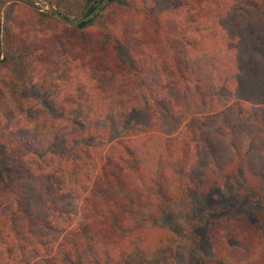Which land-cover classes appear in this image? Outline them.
<instances>
[{
  "label": "trees",
  "instance_id": "trees-1",
  "mask_svg": "<svg viewBox=\"0 0 264 264\" xmlns=\"http://www.w3.org/2000/svg\"><path fill=\"white\" fill-rule=\"evenodd\" d=\"M2 2L0 264H174L217 187L204 264H264V0Z\"/></svg>",
  "mask_w": 264,
  "mask_h": 264
},
{
  "label": "rangeland",
  "instance_id": "rangeland-1",
  "mask_svg": "<svg viewBox=\"0 0 264 264\" xmlns=\"http://www.w3.org/2000/svg\"><path fill=\"white\" fill-rule=\"evenodd\" d=\"M46 2L47 7H53L58 12L60 11L64 16L70 20H76L82 17L84 11V0H43ZM9 2L0 3V25L2 26L5 18L4 10ZM40 11L39 5L31 2ZM48 12V11H43ZM4 56L3 52H0V58ZM0 59V60H1ZM228 197V202H238L239 197H231L230 191L224 187H217L209 191L208 193H202L195 195L194 198L185 199L180 203L173 205L169 210V217L166 222L169 226L177 230V241L174 245L173 262L174 264H204L207 254L211 252L209 244V235L202 226L196 225V230L192 234L191 230L194 229L192 224H197V213H200V209L210 207L220 197ZM252 210V205L249 203H242V206L235 211L234 214H246ZM195 214V215H193ZM244 214V215H245ZM204 258V259H203ZM156 264V263H146Z\"/></svg>",
  "mask_w": 264,
  "mask_h": 264
},
{
  "label": "water",
  "instance_id": "water-1",
  "mask_svg": "<svg viewBox=\"0 0 264 264\" xmlns=\"http://www.w3.org/2000/svg\"><path fill=\"white\" fill-rule=\"evenodd\" d=\"M30 1L39 5L42 11H48V12L53 13L61 22L65 23L69 26H75L81 22L87 21L88 19L92 18L99 11V9L105 4V2L107 0H101L91 12H89L88 14H86V15H84V16L76 19V20H70V19L66 18L65 16H63L60 12H58L53 7L48 8L46 2H44L43 0H30Z\"/></svg>",
  "mask_w": 264,
  "mask_h": 264
}]
</instances>
